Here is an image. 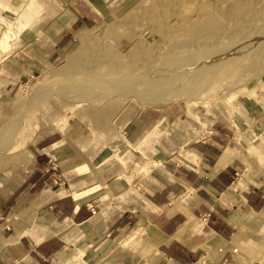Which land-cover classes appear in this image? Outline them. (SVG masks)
Wrapping results in <instances>:
<instances>
[{"label": "rangeland", "instance_id": "rangeland-1", "mask_svg": "<svg viewBox=\"0 0 264 264\" xmlns=\"http://www.w3.org/2000/svg\"><path fill=\"white\" fill-rule=\"evenodd\" d=\"M93 1L98 19L17 90L0 91V184L21 179L36 152L55 147L76 151L79 162L105 159L111 172L101 179L116 173L124 199L171 151L214 126L250 152L257 170L264 0ZM31 16L24 9L18 21ZM250 247L253 257L237 253L225 264H264V250Z\"/></svg>", "mask_w": 264, "mask_h": 264}, {"label": "crops", "instance_id": "crops-1", "mask_svg": "<svg viewBox=\"0 0 264 264\" xmlns=\"http://www.w3.org/2000/svg\"><path fill=\"white\" fill-rule=\"evenodd\" d=\"M86 4L0 0L1 92L17 90L99 18L100 6ZM24 9L32 16L21 23ZM221 128L171 151L124 199L116 173L101 179L111 172L105 159L36 152L21 179L0 184V264H225L253 257L251 241L262 252L264 147L253 170L250 152ZM102 197L113 203L102 208Z\"/></svg>", "mask_w": 264, "mask_h": 264}, {"label": "bare ground", "instance_id": "bare-ground-1", "mask_svg": "<svg viewBox=\"0 0 264 264\" xmlns=\"http://www.w3.org/2000/svg\"><path fill=\"white\" fill-rule=\"evenodd\" d=\"M252 8H253V7H252ZM249 12H250V11H249ZM251 12H252V11H251ZM251 12H250V13H251ZM201 51H202V50H201ZM209 53H210V52H209ZM197 67H198V66H197ZM206 67H207V66H206ZM158 69H159V68H158ZM159 71H160V69H159ZM159 71H158V72H159ZM158 72H157V74H158ZM192 78H193V77H192ZM188 80H189V79H188ZM184 81H185V80H184ZM189 81H190V80H189ZM185 82H186V81H185Z\"/></svg>", "mask_w": 264, "mask_h": 264}, {"label": "built area", "instance_id": "built-area-1", "mask_svg": "<svg viewBox=\"0 0 264 264\" xmlns=\"http://www.w3.org/2000/svg\"><path fill=\"white\" fill-rule=\"evenodd\" d=\"M93 208V207H92Z\"/></svg>", "mask_w": 264, "mask_h": 264}]
</instances>
